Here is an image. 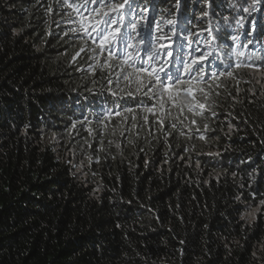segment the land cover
<instances>
[{
	"label": "trees",
	"instance_id": "16d2710c",
	"mask_svg": "<svg viewBox=\"0 0 264 264\" xmlns=\"http://www.w3.org/2000/svg\"><path fill=\"white\" fill-rule=\"evenodd\" d=\"M231 1L181 8L193 31L221 26L213 49L235 48L233 35L264 41V0L251 15ZM82 3L0 0V264H264V65L220 77L211 111H185L176 129L127 97L135 118L101 124L114 106L106 73L89 67L94 45L71 31ZM174 4L156 0L157 19Z\"/></svg>",
	"mask_w": 264,
	"mask_h": 264
},
{
	"label": "snow or ice",
	"instance_id": "6c2138e0",
	"mask_svg": "<svg viewBox=\"0 0 264 264\" xmlns=\"http://www.w3.org/2000/svg\"><path fill=\"white\" fill-rule=\"evenodd\" d=\"M150 2L153 13L151 16ZM260 3L261 0H242L238 10L251 15L257 11ZM89 5L93 7H88ZM68 7L72 8L73 5L68 4ZM173 7L175 15L171 19L163 16L157 19L156 0H83L82 4L75 6L81 19L75 22L77 27L71 31L83 33L94 45L88 51L92 53L89 59L95 61V64L89 67L93 74L97 68L106 73L103 79L109 87H102L100 92L110 94L109 100L114 106L104 108L101 124L113 115L125 112L131 113L135 118V109H121L119 106L127 97L137 104L140 111L155 116L154 122L159 123L162 129L165 119L174 121L170 123V127L176 129L177 123L183 124L180 115L185 111L201 116L205 110L211 111L214 101H209L213 85L219 87L216 82L220 77H233L234 71L241 67L259 70V66L264 65V55L260 54L264 53V41L249 38L246 43L241 44L240 36L233 35L231 40L236 42L235 48L217 46L213 49L215 41L224 38L221 26L193 31L187 23L188 17L182 12L181 0H175ZM48 10L51 11V8ZM163 11L169 12L168 9ZM181 15L184 17L183 23L177 19ZM208 16L209 12L205 11L199 19L203 20ZM224 20L227 23L226 17ZM244 22V17L235 19L236 29L242 28ZM165 25L168 26L167 32L164 30ZM213 31L215 36L212 35ZM252 31H258L255 22L252 24ZM204 32H208L211 39L201 40ZM247 35L251 37V33ZM256 44L261 46L247 53L241 50ZM85 50V47H81L76 56ZM97 57H103L102 62ZM75 58L74 56L73 60ZM218 59L229 62L226 72L211 70L219 67L214 64ZM87 91L92 93L95 89L89 88ZM107 102L109 101L105 103ZM173 108L178 115H173ZM157 112L163 115L157 116ZM212 115L215 116L216 113L212 112ZM143 119L147 121V116ZM192 123L195 124L196 121L193 120ZM204 127L207 130V124ZM261 203L264 204V201Z\"/></svg>",
	"mask_w": 264,
	"mask_h": 264
},
{
	"label": "rangeland",
	"instance_id": "374dc122",
	"mask_svg": "<svg viewBox=\"0 0 264 264\" xmlns=\"http://www.w3.org/2000/svg\"><path fill=\"white\" fill-rule=\"evenodd\" d=\"M240 0H232L231 2L232 3H235V2H239ZM249 2H251L250 0H249Z\"/></svg>",
	"mask_w": 264,
	"mask_h": 264
}]
</instances>
